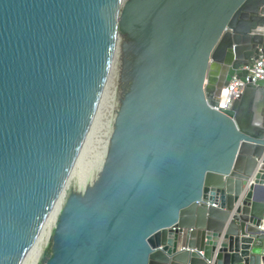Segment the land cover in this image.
Wrapping results in <instances>:
<instances>
[{"label": "water", "instance_id": "95a60500", "mask_svg": "<svg viewBox=\"0 0 264 264\" xmlns=\"http://www.w3.org/2000/svg\"><path fill=\"white\" fill-rule=\"evenodd\" d=\"M258 47L264 0H0V264H264Z\"/></svg>", "mask_w": 264, "mask_h": 264}, {"label": "built area", "instance_id": "2783aa9c", "mask_svg": "<svg viewBox=\"0 0 264 264\" xmlns=\"http://www.w3.org/2000/svg\"><path fill=\"white\" fill-rule=\"evenodd\" d=\"M246 70L244 80L231 76L223 91V106H227L233 99L237 98L246 83H255L257 80L264 79V52L258 47L257 57L249 61L243 67Z\"/></svg>", "mask_w": 264, "mask_h": 264}, {"label": "bare ground", "instance_id": "6f19581e", "mask_svg": "<svg viewBox=\"0 0 264 264\" xmlns=\"http://www.w3.org/2000/svg\"><path fill=\"white\" fill-rule=\"evenodd\" d=\"M114 62H115V50L106 74L105 81L102 85V89L97 101V104L103 106L107 110L114 111L116 108V99L113 93V73H114Z\"/></svg>", "mask_w": 264, "mask_h": 264}, {"label": "rangeland", "instance_id": "374dc122", "mask_svg": "<svg viewBox=\"0 0 264 264\" xmlns=\"http://www.w3.org/2000/svg\"><path fill=\"white\" fill-rule=\"evenodd\" d=\"M117 103V102H116ZM117 105V104H116Z\"/></svg>", "mask_w": 264, "mask_h": 264}, {"label": "crops", "instance_id": "0c3cea01", "mask_svg": "<svg viewBox=\"0 0 264 264\" xmlns=\"http://www.w3.org/2000/svg\"><path fill=\"white\" fill-rule=\"evenodd\" d=\"M217 88V87H216Z\"/></svg>", "mask_w": 264, "mask_h": 264}]
</instances>
